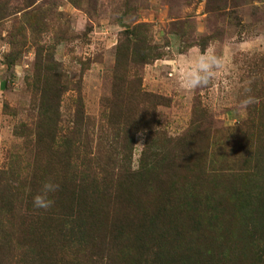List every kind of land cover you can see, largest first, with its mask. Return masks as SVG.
Here are the masks:
<instances>
[{"label":"rangeland","instance_id":"obj_1","mask_svg":"<svg viewBox=\"0 0 264 264\" xmlns=\"http://www.w3.org/2000/svg\"><path fill=\"white\" fill-rule=\"evenodd\" d=\"M142 22L163 56L116 72L119 32ZM209 48L221 68L207 87L182 90L180 72ZM47 57L57 77L44 73ZM249 95L258 104L245 113ZM115 100L146 121L125 122ZM169 140L170 202L147 204L160 212L162 251L179 264H264V0H0V264H108L131 230L125 204L147 206L137 194L98 196L101 163L139 171ZM66 146L68 165L57 158ZM46 181L59 189L39 209Z\"/></svg>","mask_w":264,"mask_h":264},{"label":"trees","instance_id":"obj_2","mask_svg":"<svg viewBox=\"0 0 264 264\" xmlns=\"http://www.w3.org/2000/svg\"><path fill=\"white\" fill-rule=\"evenodd\" d=\"M35 1L36 0H27L28 5H32ZM148 33V25L144 22L136 23L133 26L124 28L119 32L114 52V69L116 72L121 71L124 73L126 69H128V65L143 66L163 56V52L158 50L159 48L151 43ZM36 64L38 67L41 65L39 57L36 59ZM56 64L57 63L55 61H50L49 57H47V63H45L43 68L44 73L49 74L50 77H57L58 73L55 72V70L57 71ZM119 80L122 81L123 78H119ZM133 84V93L137 94V96H141L142 94H140V84L138 79H133ZM122 102L123 100H115L114 112H116V115L123 117L125 122L146 121V119L141 117L140 111H142V109L132 112L135 113L134 115H136L138 119L132 121V118H130L129 120L130 112L128 113L126 108L121 106ZM54 112L55 114L57 113L56 108ZM111 112L113 113V109ZM81 119L82 111H78V120L81 121ZM73 137L74 133L71 132V135L66 137V145L73 142ZM166 144L167 146L159 151L148 150V155H151V157L156 156V159L144 163V166L141 167L139 171H131L128 168L126 169V166L124 165L117 173H113L111 169V164L113 162L107 160L106 162L101 163L103 167L102 171L104 172L102 179L104 181V187L102 191L100 190L97 192L98 196L102 198H111L112 193L118 195L122 192L121 194L126 196L123 199H126L128 196L131 197L133 194H137L140 201L143 200L144 203L146 201L145 204L147 206L144 208V211L140 213V210H135L130 204H125L126 206H124L121 216L123 218L125 228L131 226V230L128 234H126V236L118 235L115 238V240L119 241L122 245H118L117 249H119V251L115 253L114 257L109 255L106 256V259L110 261L108 264H112L110 259L116 261L114 264H139L142 259H145V264L180 263L175 261V258L179 257L177 256V252H174V257L171 258L172 252L162 251V244L160 240V237L162 236L155 234L160 212L154 209L151 210L147 205L148 203L161 202L162 199L165 202H170L169 198L171 196V190L169 186L170 184L173 185L176 183V173L174 172L175 162L173 163L175 156L172 152V143L169 140ZM168 145L171 147V150L168 149ZM61 154H64V156L58 158ZM57 158L64 163V165L70 164L71 155L69 147L66 146L63 151L58 153ZM51 160H54L53 156L51 157ZM161 174H165L166 177L162 178ZM113 179H115L114 182ZM191 190L193 192L192 196L195 195L193 185ZM163 206L166 205L163 203ZM198 217L199 215L196 212L192 213L191 217H189V220L192 222L194 221L193 229L197 232L201 231L202 226L205 224L203 223L204 217H200L201 219ZM181 227L182 226H180V228ZM125 228L120 226L119 232L123 233V231H127ZM175 232H178V230L176 229ZM105 243V237L100 236L98 237L96 246L99 250L103 251ZM150 246L151 248H154V250L147 248ZM164 255L168 257L166 263L163 261ZM103 256L104 254L101 252L96 255L98 258H102ZM188 259L190 262V256H188ZM178 260L180 261L181 259ZM194 262L197 261L195 260ZM186 264L189 263L186 262Z\"/></svg>","mask_w":264,"mask_h":264},{"label":"clouds","instance_id":"obj_3","mask_svg":"<svg viewBox=\"0 0 264 264\" xmlns=\"http://www.w3.org/2000/svg\"><path fill=\"white\" fill-rule=\"evenodd\" d=\"M221 66V59L215 55L212 48H209L206 52L194 56L188 65L183 68L179 74V87L188 92L207 87L215 77L216 70L221 68ZM257 104L258 100L249 95L239 101L237 108L246 113L249 107ZM58 189V184L51 181L44 182L33 195V206L39 209L51 207L54 201L50 198V194L56 192Z\"/></svg>","mask_w":264,"mask_h":264}]
</instances>
